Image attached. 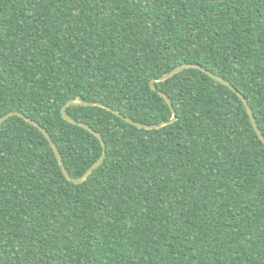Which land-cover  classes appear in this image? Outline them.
I'll use <instances>...</instances> for the list:
<instances>
[{"label":"trees","instance_id":"16d2710c","mask_svg":"<svg viewBox=\"0 0 264 264\" xmlns=\"http://www.w3.org/2000/svg\"><path fill=\"white\" fill-rule=\"evenodd\" d=\"M194 63L238 88L264 133V0H0V118L48 130L81 177L103 155L73 98L157 124L151 87ZM158 88L178 119L146 129L104 106L82 183L24 117L0 126V264H264V142L244 101L199 67Z\"/></svg>","mask_w":264,"mask_h":264},{"label":"water","instance_id":"95a60500","mask_svg":"<svg viewBox=\"0 0 264 264\" xmlns=\"http://www.w3.org/2000/svg\"><path fill=\"white\" fill-rule=\"evenodd\" d=\"M189 67H199L201 69H203L204 71H206L207 73H209L212 77H214L215 79L221 81L222 83L228 85L229 87H231L235 92L238 93V95L242 98V100L245 103V106L247 108V111L250 115L251 121L255 127L256 132L258 133L259 137L262 139V141L264 142V133L262 132V129L260 128V125L258 123V120L256 118V115L254 113V110L252 109V107L249 104L248 99L246 98V96L238 89L236 88V86H234L229 80H227L226 78H224L223 76L208 70L206 68H204L203 66L199 65V64H194V63H184L181 65L176 66L174 69L166 72L165 74H163L162 76H160L159 78H154L151 80L150 84L151 87L158 91L160 94H162L165 99L167 100V102L169 103V105L171 106L172 110H173V116L171 119L167 120V121H163L161 123H157V124H144L141 122H138L134 119H132L131 117L125 116L124 114H122L119 110L113 109L110 106H106L105 104L101 103V102H92V101H87L84 100L82 98H73L71 100H69L62 108V114L63 116L70 122L72 123H76L79 124L83 127H85L86 129L92 131L93 133H95L97 135V137L99 139H101L103 145H104V152L103 155L84 173V175H82L81 177H74L71 175V173L68 171V168L65 164L64 158L62 156V153L60 152L57 144L55 143V141L52 139V136L50 135V133L48 132V130L46 128H44L39 122H37L36 120L32 119L31 117L26 116L24 113L20 112V111H10L8 113H6L5 115H3L0 118V126L11 116L13 115H19L24 117L27 121H29L30 123L34 124L35 126H37L42 132L45 133V135L48 137L51 146L53 147L56 156L60 162L61 168L64 172V174L66 175V177L75 182V183H82L83 181H85L89 175L95 170L97 169L105 160L106 155H107V146L105 144V141L103 139V137L101 136V134L99 132H97L96 130H94L89 124L83 122V121H78L76 120L74 117H72L69 113H68V107L70 105H98V106H104L107 107L108 109L114 111L115 113H117L118 115L124 117L127 121L137 125L138 127H142V128H146V129H154V128H160L163 127L165 125L174 123L175 121H177L178 116H177V111L174 107V103L171 99V97L164 91L160 90L158 88L157 82L159 81H165L167 79H169L170 77L176 75L177 73L181 72L182 70L189 68Z\"/></svg>","mask_w":264,"mask_h":264}]
</instances>
